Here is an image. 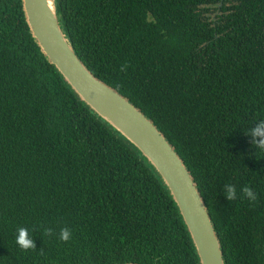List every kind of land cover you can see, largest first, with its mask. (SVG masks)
I'll list each match as a JSON object with an SVG mask.
<instances>
[{"label": "trees", "instance_id": "obj_1", "mask_svg": "<svg viewBox=\"0 0 264 264\" xmlns=\"http://www.w3.org/2000/svg\"><path fill=\"white\" fill-rule=\"evenodd\" d=\"M53 5L77 58L182 160L224 264H264V150L250 134L264 119V0ZM244 186L255 204L241 198ZM19 227L35 250L17 245ZM122 262L199 264L151 167L45 59L21 1L0 0V264Z\"/></svg>", "mask_w": 264, "mask_h": 264}, {"label": "water", "instance_id": "obj_2", "mask_svg": "<svg viewBox=\"0 0 264 264\" xmlns=\"http://www.w3.org/2000/svg\"><path fill=\"white\" fill-rule=\"evenodd\" d=\"M20 1L28 31L45 59L78 99L130 143L151 167L177 210L198 263L224 264L218 239L192 177L163 134L77 58L58 25L53 0Z\"/></svg>", "mask_w": 264, "mask_h": 264}, {"label": "clouds", "instance_id": "obj_3", "mask_svg": "<svg viewBox=\"0 0 264 264\" xmlns=\"http://www.w3.org/2000/svg\"><path fill=\"white\" fill-rule=\"evenodd\" d=\"M126 65L123 66L122 70H126ZM250 134L253 137V144L259 150H264V119L259 120L258 126L254 129L250 130ZM259 138V139H256ZM225 196L228 201H233L237 199V189L233 184L224 185ZM247 198L251 203L255 204L258 200V194L253 190L252 187L244 186L242 188V197ZM18 235L16 236L17 245L24 251H28L30 249L35 250V243L29 234V230L25 227H19L17 229ZM45 234L48 236H52L53 230L51 228L45 229ZM72 231L68 227H64L60 229L59 239L62 242H68L71 240Z\"/></svg>", "mask_w": 264, "mask_h": 264}, {"label": "rangeland", "instance_id": "obj_4", "mask_svg": "<svg viewBox=\"0 0 264 264\" xmlns=\"http://www.w3.org/2000/svg\"><path fill=\"white\" fill-rule=\"evenodd\" d=\"M208 15L211 16L212 15V12H208Z\"/></svg>", "mask_w": 264, "mask_h": 264}]
</instances>
